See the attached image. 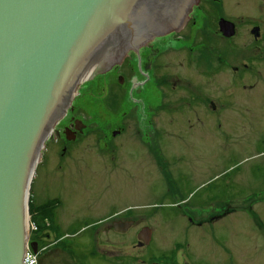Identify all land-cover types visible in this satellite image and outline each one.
<instances>
[{
  "label": "rangeland",
  "instance_id": "374dc122",
  "mask_svg": "<svg viewBox=\"0 0 264 264\" xmlns=\"http://www.w3.org/2000/svg\"><path fill=\"white\" fill-rule=\"evenodd\" d=\"M227 3L231 5L224 4L220 10L214 7L216 4L212 0L210 3L206 2L213 7H210L209 20L203 18L207 21L203 40H208L214 50L209 58L207 57L206 65L196 62L197 57L189 64L188 114L186 109L181 107L186 105L185 90L171 94L167 92V89L171 88L167 87L166 102L171 104L173 109L163 107L161 116L154 121L153 129L148 124H144L147 125L145 129L140 127L143 132H159L162 138L159 157H154L153 150L148 146H138L139 151L133 154L134 144L139 142L132 139V134L124 140L128 141L126 144H129L130 150L120 147L116 152L118 166L114 171V181L117 182L122 176L126 184L124 195L130 197L129 203L124 206H139V214L141 211L146 212L148 219L142 214V225L153 228L189 227V264H216L222 256L220 257L221 252L218 251L217 244H213L211 223L208 227L197 228L191 226L181 214H177L178 217L174 219H165L159 214H154L157 213L155 208L160 202L166 206L171 203L157 198L172 196L175 194L173 189L183 185L188 187L184 190L186 202L189 201V207L192 209L193 206L194 212L203 211L210 214L217 211L218 206L238 207V213L242 214H232L215 226L227 237L231 234L222 228L231 223V226H237L239 219L242 221L246 218L252 222L257 233L254 232L256 234L250 237V241L249 236L246 238L242 230L239 231V240L244 244L238 246L229 239L230 245L227 244L226 251L228 246L231 252H234V249L236 251L234 257L226 258L228 263L233 260L232 264H254L260 255H264V57H253L254 46L249 34V29L254 24L264 25V0H228ZM219 12L231 17L241 26L239 37L232 43H224L222 37L214 32ZM168 39L170 37L159 41L161 48L167 47ZM225 52L227 55L221 59L219 53L223 56ZM257 52L258 49L256 54H260ZM166 56L168 61L162 74L166 73L175 83L178 81V84L185 85L188 70L184 52L169 53ZM246 59H251L252 68L248 73H244L240 80L235 81L230 69L232 66L242 67ZM137 62V58L133 57V66L126 62L122 67L96 75L80 86L73 101L74 113H68L57 125V129L63 130L74 115L86 125V134L79 144L73 147L75 155L64 161L59 160L61 142L57 140L56 135L47 141L34 172L30 200L35 190H38L40 196L64 195L79 201L93 199L104 193L105 188H99L94 183L97 173L94 169L98 170L95 164H110L108 157L101 154V148L105 147L104 133L120 130L123 127L122 121L126 122V126L128 122L131 124L128 132H136L137 121L135 123L130 117L125 120L122 118L134 108L136 115L143 116L141 105L136 106L134 99L148 97L146 93L151 88H147L144 96L140 95V90L135 91L133 97L130 95L131 79L136 77L137 81L142 80L137 70ZM130 67H134L135 71L125 84H121L119 77L129 76L127 69ZM244 85L247 86L244 88ZM212 102L218 106L217 109H213ZM134 114L130 115L134 117ZM99 117L105 118L106 121L99 123ZM188 131L189 139L178 138L179 133ZM61 165L64 169L60 168ZM102 166L99 174L107 180L110 173L106 172L105 165ZM168 189H172L171 193ZM113 191L115 193L118 190ZM201 204L205 207L194 208V205ZM251 205L255 207L257 215L249 210ZM181 206L183 211H186V204ZM176 208L177 206L174 207ZM241 223L245 224L243 221ZM208 228L210 230L206 247L195 246L193 239L191 240L195 230L202 234ZM226 236L222 242L227 241ZM181 257L185 258L184 251Z\"/></svg>",
  "mask_w": 264,
  "mask_h": 264
},
{
  "label": "flooded vegetation",
  "instance_id": "af4514ba",
  "mask_svg": "<svg viewBox=\"0 0 264 264\" xmlns=\"http://www.w3.org/2000/svg\"><path fill=\"white\" fill-rule=\"evenodd\" d=\"M210 1L211 0H198L188 15L186 23L178 31H172L164 36L147 38L137 50L131 49L125 53L121 63H115L107 70V72H110L113 69H118L121 65L123 66L126 64V62L130 66H133L131 60H133V57L137 58V70L142 80L137 81L136 77L131 79L132 89L130 95L133 97L135 94L134 92L140 90V95L144 96V93H146L145 91H148L147 88L151 87L146 93L148 97L144 96L139 100L134 99L136 106L139 107L141 105L140 108L144 114L143 116L136 115V109L134 108L123 116V120L130 117L135 123L137 121L136 132L134 133L128 132V128L131 126L128 121V126L125 125L126 122L122 121L123 127L120 130L116 129L110 133H104L105 147L101 148V154L108 157L110 164L96 163L95 165L98 170L94 169V171L97 172L96 181L94 183H96L99 188H105L104 193L101 192L102 194L95 196L93 199L81 201L76 198H68L64 195L54 197L46 195L40 196L38 190H35L33 195H31L32 199L30 200L29 198L28 205L29 244L31 249L37 254L39 264H189V227L185 229L179 227L153 228L142 225L141 220H143L144 217L148 219L146 212L141 211L142 213L139 214L138 212L141 210L139 206L138 208L135 206H124L129 203L128 199H130V197L124 195V187H126V184L122 176L115 182L113 175L118 166L116 152L120 147L123 149L127 147L125 150L128 149L129 144H126L128 141L124 140L128 139L126 136L130 134L134 136L132 139L139 142L134 144L135 149L133 150V154H137L136 151H139L138 146H148L153 150V156L159 157L162 149V138L159 132H143L140 130V127L145 129L147 125L144 126V124H148L149 127L153 129L154 121L161 116L160 113L163 110L162 108L168 106L173 109V106L166 102L167 92L173 94V92L177 93V91L185 90L187 94L186 105H181V107L185 108V112L188 114L190 82L189 64L194 62V57H197L196 62H203V64L206 65L209 55L212 54L214 50L208 40H203L204 33L207 30L205 29V24L211 17L210 7H213L211 4H206V2L210 3ZM227 1L228 0H212V2L216 4L214 7L220 10L224 4L231 5L227 3ZM219 13L216 21V30L214 29V32L222 37L224 43H232V41L239 37L241 26L231 17L223 15L222 12ZM204 17L207 18V21L203 20ZM221 20L233 24L231 30L228 31L231 36H227L223 31ZM208 28L210 29L211 27L208 26ZM249 34L252 45L254 46L253 55L255 56L253 57L256 58V56H259L258 58L261 57L263 59L264 25L259 23L254 24L249 29ZM201 35L202 37H200ZM168 37H170V39L166 41L167 47L161 48L159 41L162 39L166 40ZM256 49H258L257 53L260 54H256ZM179 52H184L186 57L185 62L188 74L185 79V85L178 84V81L175 83L166 73L162 74L168 61L166 59V54ZM219 54L221 59L227 55L226 52L223 56H221V53ZM250 60L251 59H246L242 67H231L230 71L233 72L235 81L240 80V77L244 73L246 74L251 70L252 65ZM223 61H225V59H223ZM103 64L104 62L102 61V65ZM130 70L132 72H130ZM128 71L129 76L119 77L121 84L127 82V79H129L130 75L135 71L134 67L128 68L127 73ZM179 80L181 81V79ZM246 86L247 85H244V88ZM250 86L253 87V85ZM167 87L171 89H167ZM212 107L214 110L218 108L214 102H212ZM74 111L72 107L68 113H74ZM130 114H134V117ZM76 120L78 119L73 115L64 129L59 131V135H56L57 140L61 142V147L58 152L59 160L61 161L70 158L71 155H75V153H73V147L79 144L82 137L86 134L84 131L87 127L82 132L78 131V127H81V124H76ZM98 120L99 123L106 121L103 117H99ZM179 134L180 136L178 138L189 139V131ZM77 154L80 155V153ZM102 165H105L104 168L106 172L110 173L107 180L99 174L101 172L99 169L103 167ZM60 168L64 169V166L61 165ZM159 168L161 169V166H159ZM187 175L189 176V170ZM186 181L189 182V179ZM186 188L188 187L183 185L178 189H173L174 195H165L163 198H157L161 201H171V203L169 202L170 205L166 206L162 204L163 202H160L155 208L157 213L154 214H159L165 219H174L178 217L177 214H181L191 226L197 228H202L204 226L208 227V224L211 223L213 227V244H217L219 247L218 251L220 250L219 252H221L220 257L222 256L217 260L216 264H232L233 260L231 263H228V259L226 258L231 256L234 257L236 250L234 249V252H231L228 246V251H226L229 239L238 246L244 244L239 240L241 234L239 231L242 230L245 232L246 238L249 236L248 240L250 241V237H254L257 233L252 222L245 218L242 219L245 224H242L241 219H239L238 221L240 222H238L237 226H231V223L229 226L222 228V230L224 229L231 234L230 237H227L225 234H222V231L216 229L215 226L217 223L226 220L227 217L232 214H242L238 213V207L218 206V210L210 214L203 211L194 212L193 206L192 209H190L191 206L189 207V201L186 202L187 197L184 193ZM114 189L118 191L114 193ZM171 191L172 189H168L169 193H171ZM30 194H32V187ZM182 204H186V211H183ZM175 206H177L176 209H174ZM169 207L171 208L168 209ZM199 207H205V205H194V208ZM249 210L255 215L258 214L255 207L252 205L249 206ZM142 214H144V217ZM208 215H210V217ZM240 225L245 227H241ZM209 230L210 228L202 234L200 231L195 230L194 235L191 236L193 244L195 246L206 247ZM204 233H206V235H203ZM224 236H226L227 241L222 242ZM244 248H246V246ZM183 251L185 258L181 257ZM239 255L241 257V254ZM254 264H264V255H260V257L255 260Z\"/></svg>",
  "mask_w": 264,
  "mask_h": 264
},
{
  "label": "water",
  "instance_id": "95a60500",
  "mask_svg": "<svg viewBox=\"0 0 264 264\" xmlns=\"http://www.w3.org/2000/svg\"><path fill=\"white\" fill-rule=\"evenodd\" d=\"M197 1L0 0V264H23L34 172L80 86L178 31Z\"/></svg>",
  "mask_w": 264,
  "mask_h": 264
},
{
  "label": "built area",
  "instance_id": "2783aa9c",
  "mask_svg": "<svg viewBox=\"0 0 264 264\" xmlns=\"http://www.w3.org/2000/svg\"><path fill=\"white\" fill-rule=\"evenodd\" d=\"M23 264H39L37 254L31 249L29 241L25 249Z\"/></svg>",
  "mask_w": 264,
  "mask_h": 264
},
{
  "label": "bare ground",
  "instance_id": "6f19581e",
  "mask_svg": "<svg viewBox=\"0 0 264 264\" xmlns=\"http://www.w3.org/2000/svg\"><path fill=\"white\" fill-rule=\"evenodd\" d=\"M91 75V74H90ZM88 77V76H87ZM87 77H85V78H87Z\"/></svg>",
  "mask_w": 264,
  "mask_h": 264
}]
</instances>
